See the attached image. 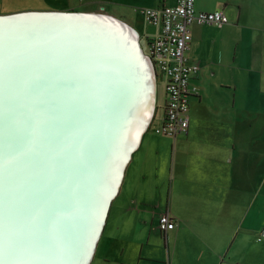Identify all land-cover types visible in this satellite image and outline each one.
I'll use <instances>...</instances> for the list:
<instances>
[{
    "label": "bare ground",
    "instance_id": "bare-ground-1",
    "mask_svg": "<svg viewBox=\"0 0 264 264\" xmlns=\"http://www.w3.org/2000/svg\"><path fill=\"white\" fill-rule=\"evenodd\" d=\"M128 29L0 20V264L90 263L106 199L156 104L152 66Z\"/></svg>",
    "mask_w": 264,
    "mask_h": 264
},
{
    "label": "crops",
    "instance_id": "crops-1",
    "mask_svg": "<svg viewBox=\"0 0 264 264\" xmlns=\"http://www.w3.org/2000/svg\"><path fill=\"white\" fill-rule=\"evenodd\" d=\"M78 2L118 6L120 15L108 12L131 21L134 26L121 20L136 31L141 45L144 34L150 42L162 28L160 23L147 22L151 29L139 24L138 18H145L142 10L175 0ZM195 5L199 11L223 10L228 22L194 24L191 29L187 55L200 71L191 81L195 94L190 97L188 132L174 137L169 160L160 163L164 176L155 174L151 187L146 184L150 194L129 196L137 168L146 165L141 153L147 154L150 145L146 149L145 138L166 105L164 87L159 111L155 77L152 123L130 154L89 264L97 259L109 264H250L256 256L253 244L264 227V0H195ZM165 155L168 159L167 151ZM115 209V222H110ZM165 212L177 227L162 233L158 217ZM121 213L137 214L135 223H122ZM120 229L130 231L128 240L118 236Z\"/></svg>",
    "mask_w": 264,
    "mask_h": 264
},
{
    "label": "built area",
    "instance_id": "built-area-1",
    "mask_svg": "<svg viewBox=\"0 0 264 264\" xmlns=\"http://www.w3.org/2000/svg\"><path fill=\"white\" fill-rule=\"evenodd\" d=\"M142 14L149 23L162 25L150 41L151 53L147 54L156 70L159 69L167 79L166 105L155 131L178 137L188 132L190 97L195 94L191 81L200 71V65L189 61L187 55L192 42L191 29L194 24L223 25L228 18L223 10H197L195 0H175L169 6L145 7ZM158 226L162 233H167L176 229L177 223L169 212H165L158 217Z\"/></svg>",
    "mask_w": 264,
    "mask_h": 264
},
{
    "label": "rangeland",
    "instance_id": "rangeland-1",
    "mask_svg": "<svg viewBox=\"0 0 264 264\" xmlns=\"http://www.w3.org/2000/svg\"><path fill=\"white\" fill-rule=\"evenodd\" d=\"M100 4L98 5H92V6H87L85 4H79L78 0H0V15H5V14H13V13H17V12H21V11H51V10H56V11H71V12H75V11H85V12H94V13H102V14H107V15H112L110 14L108 11H112V12H118V14L120 15L121 11L119 10L118 6H114V5H106L104 4V6L102 7H106L108 10H103L102 8H100ZM131 12V11H130ZM129 12V13H130ZM144 18V17H143ZM118 19L120 20H125V22L133 25V23L131 21H128L127 19H125L124 17H118ZM143 19H141V17L138 18V23L142 24V25H146L145 27L148 28H152L151 25H148V21L144 18V21H142ZM134 26V25H133ZM148 31V30H147ZM149 33V32H148ZM149 41L146 38V35L144 34L142 36V40H141V45L144 48V52L147 54H150V46H149ZM158 80V84H159V104L163 105L164 101H163V97L162 96V91L164 90V87L166 88V83H165V76L164 74L158 69L157 74L155 76ZM159 105V111H161L162 105ZM157 108V106H156ZM160 121V118L157 117L155 119V121L152 124V127L150 129V131L148 132V135L145 138V142L144 145L145 147L147 145H150L147 151V154L144 153V151L141 154H144V159H145V163L146 165H144L143 167H138V171H137V180L131 183V185L128 188V195L131 196L133 195V199H136V197H138L139 195L143 194L144 195H148L150 194V191H145V188L147 187V183L149 185V187H151V182H152V176L157 174L158 176L162 177L164 176V165L160 164V163H164L165 160H169L170 157V153L172 152V147L173 146V140L175 136H169V135H162L161 133H157L155 131L156 126L158 125V122ZM158 150V152H157ZM167 151V155H168V159L167 156L165 155V152ZM158 165V169L156 168ZM139 176H144L145 177V181L144 178L140 179ZM147 177V178H146ZM124 197V195L122 197H120V199L117 202L118 203H122V198ZM126 198V197H125ZM127 199V198H126ZM117 209H115L112 212V218L110 220V222H115V216ZM264 212V209H263ZM121 218H122V223H124L125 219H128V222L130 224L135 223L136 219H137V214H131L129 215L127 214H120ZM261 225L264 223V215L261 216ZM109 222V223H110ZM114 226V224H113ZM136 226V225H135ZM137 227V226H136ZM138 228V227H137ZM124 229H120L118 231V236H122L124 238H126L127 240L130 238V231H122ZM263 230L264 227L262 226L260 234L258 236L261 237V239L258 241V243H254V249H256V256L253 255L252 257V261L250 262V264H264V236H263ZM108 229H107V233H108ZM258 236L256 235V237L254 238V240H256L258 238ZM133 237V236H132ZM100 239V238H99ZM255 242V241H254ZM111 257L115 256V253H111ZM113 254V255H112ZM97 262L99 264H109L107 262H105L103 259H97L95 261V264H97ZM111 264V263H110Z\"/></svg>",
    "mask_w": 264,
    "mask_h": 264
},
{
    "label": "water",
    "instance_id": "water-1",
    "mask_svg": "<svg viewBox=\"0 0 264 264\" xmlns=\"http://www.w3.org/2000/svg\"><path fill=\"white\" fill-rule=\"evenodd\" d=\"M33 17V16H38L40 18H49V17H61V18H68L71 17L72 19H81L82 17H88V18H102V19H107L109 21H113L115 23H117V25H121L123 27L129 28L128 30L132 31V29L130 28L129 25H127L125 22L118 20V18L111 16V15H107V14H102V13H94V12H83V11H75V12H71V11H56V10H51V11H21V12H17V13H13V14H5V15H0V20H13V19H19L21 17ZM141 46V45H140ZM136 49L140 50L141 48L139 46H137L135 44ZM147 54V53H146ZM148 61L152 66V70H153V75L156 76L157 74V70L156 67L154 66V64L151 61V58L148 57ZM129 157V156H128ZM116 191H112L109 196L106 199L105 202V206H107V212L109 211V203L111 202L112 198L115 197ZM106 217V214H105ZM105 220V219H104ZM104 223V221H103ZM99 226L95 227L98 228ZM97 232L95 231L94 235H93V240L92 243H94V246L96 245V243H98V240H96V236ZM91 243V245H92ZM94 251H95V247H94ZM93 257V255H92ZM91 257V258H92ZM90 258V260H91ZM87 264H89V262H86ZM85 261H82L80 264H86Z\"/></svg>",
    "mask_w": 264,
    "mask_h": 264
},
{
    "label": "flooded vegetation",
    "instance_id": "flooded-vegetation-1",
    "mask_svg": "<svg viewBox=\"0 0 264 264\" xmlns=\"http://www.w3.org/2000/svg\"><path fill=\"white\" fill-rule=\"evenodd\" d=\"M113 199V198H112ZM110 204H111V202H110ZM106 217H107V214H106ZM106 217H105V219H106ZM103 228V227H102ZM101 232H102V230H101ZM100 237H101V234H100Z\"/></svg>",
    "mask_w": 264,
    "mask_h": 264
},
{
    "label": "trees",
    "instance_id": "trees-1",
    "mask_svg": "<svg viewBox=\"0 0 264 264\" xmlns=\"http://www.w3.org/2000/svg\"><path fill=\"white\" fill-rule=\"evenodd\" d=\"M157 107H158V105H157Z\"/></svg>",
    "mask_w": 264,
    "mask_h": 264
}]
</instances>
